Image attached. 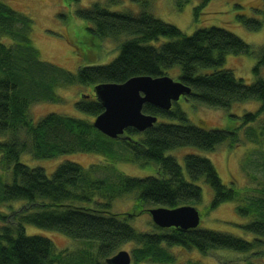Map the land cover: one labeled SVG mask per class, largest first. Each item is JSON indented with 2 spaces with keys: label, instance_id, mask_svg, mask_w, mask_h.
<instances>
[{
  "label": "trees",
  "instance_id": "1",
  "mask_svg": "<svg viewBox=\"0 0 264 264\" xmlns=\"http://www.w3.org/2000/svg\"><path fill=\"white\" fill-rule=\"evenodd\" d=\"M200 1L204 5L210 0ZM188 2L177 0L176 6L181 8ZM147 10L146 2L138 13L111 11L103 2L77 10V17L90 26L92 37L101 40L123 37L125 40L118 55L108 64L86 65L72 73L40 60L31 41L32 19L0 2V137H9L7 141H0V170L11 174L10 183L0 176V203L22 201L31 205L28 211L20 213L14 226L0 228V264H62L61 255L54 253L50 240L25 235L26 225L95 243L96 255L101 261L93 264H107L105 260L128 243L135 246L131 251L133 264H177L171 252L173 248L193 249L200 254L214 250L249 253L262 245L264 210L256 208L264 209V200L255 201V209L250 205L239 206L243 193L222 184L210 160L187 154L180 165L175 158L166 155L184 147L212 152L225 142L233 147L238 142V128L207 129L202 124L197 127L190 124L177 105L165 111L144 104L143 114L157 120L164 118L170 123L156 121L142 133L128 128L122 136L110 139L92 125L103 111L94 94L84 95L75 103L76 110L93 121L51 113L34 122L29 115L33 103L61 102L56 92L64 86L94 88L105 83L122 84L133 77L166 76L165 72L175 67L179 69L177 80L190 89L186 100L225 111L234 104L258 102V111L243 114L240 125L252 124L264 114V79L259 75L264 67V44L256 54L239 37L218 27L196 30L187 36L175 26L154 18ZM254 12L262 20L244 15L237 16V20L247 30L257 32L264 21V0L261 9ZM159 38L167 41L151 44ZM252 54H256L257 60L253 68L255 80L251 84L236 79L229 70L220 69L227 55ZM116 144L131 155V162L154 164L157 175L145 178L119 175L112 182L96 178L94 173L98 168L84 169L65 161L48 176L42 168H31L19 161L23 153L37 160L74 153H97L112 159L115 153L111 148ZM259 157L261 161L254 163L253 176L258 174L259 168L264 171V151H259ZM199 182L212 191L211 209L238 201L239 215H249L248 218L254 216L252 213L258 215V219L250 218L249 223L241 226L243 232L253 235L250 242L197 228L181 230L156 226V231L143 233L127 221L135 215L132 210L139 214L146 208L194 207L202 197ZM129 193H135L131 212L110 213L106 200Z\"/></svg>",
  "mask_w": 264,
  "mask_h": 264
},
{
  "label": "rangeland",
  "instance_id": "2",
  "mask_svg": "<svg viewBox=\"0 0 264 264\" xmlns=\"http://www.w3.org/2000/svg\"><path fill=\"white\" fill-rule=\"evenodd\" d=\"M109 1L115 3H110ZM11 9L32 19L31 41L38 51L42 61L52 63L69 72H76L79 67L86 65H105L111 62L119 53V47L125 40L119 37L113 39H98L92 37L85 21L80 20L76 11L88 8L94 2H103L111 11H130L138 13L141 5L147 3V12L160 21L175 26L183 34L190 36L200 29L218 27L250 45L257 54L264 44V21L257 32L249 31L237 20V16L244 15L248 18L262 20L254 10L261 9L263 0H210L202 5L200 0H189L181 8H178L177 0H0ZM141 2V3H140ZM167 39L159 38L152 45L165 43ZM91 42V44H89ZM252 55H227L223 66L233 73L236 79L251 84L255 80L253 68L257 56ZM165 75L177 81L179 69L172 68ZM264 79V67L259 71ZM93 86H64L57 90V96L61 102L33 103L29 107V115L37 122L47 114H57L71 118L93 121L91 117L80 113L75 108V103L84 95L93 96ZM179 108L186 114L190 124L200 127L205 125L207 129H235L238 128V142L230 147L228 142L220 144L212 152L201 151L192 147L178 148L167 152L182 165L183 158L187 154H196L212 162L216 172L226 187L233 188L236 193L242 194V207L256 206L254 202L264 200V171L258 170L253 176L254 163L261 161L259 151H264V114L258 116L256 121L249 125H240V118L245 113H255L259 109V103L249 101L234 104L228 111L204 107L192 100L180 98L177 103H172V108ZM158 123H170L167 119L159 118ZM8 136L0 137V141H7ZM113 149V150H112ZM115 156L112 159L97 153H74L62 155L48 160H37L30 154L23 153L19 161L28 167L42 168L50 176L54 169L61 163L73 162L84 169L98 168L95 177L107 178L112 182L119 175L132 178H145L157 175V168L152 163L131 162L129 153L119 144L111 148ZM250 162V164H249ZM0 176L5 182L10 183V172L1 171ZM111 186L113 183L110 184ZM198 185L202 190L201 201L194 205L199 214L197 229L210 230L232 235L250 242L254 237L242 231L241 226L251 220L258 219L256 213L253 217L241 216L236 211L235 202H225L211 209V189L202 182ZM110 204L109 212L113 214L130 213L135 204V193L122 194L118 197L106 200ZM31 205L28 202L13 201L0 203V228L14 226L22 211H28ZM147 207V206H146ZM146 208L145 211L132 215L127 221L138 232H154L155 225L151 221ZM256 210H264L257 207ZM26 236H40L47 238L53 244L54 253L61 255L62 264H93L101 261L96 255V244L66 237L56 231L40 229L31 225L24 227ZM135 248L132 243L124 244L118 251H126L131 256ZM116 251V253L118 252ZM177 264H264V240L262 245L255 247L249 253H236L228 250H214L206 254H200L193 249L173 248ZM130 264H133L132 256ZM148 264V263H141Z\"/></svg>",
  "mask_w": 264,
  "mask_h": 264
},
{
  "label": "water",
  "instance_id": "3",
  "mask_svg": "<svg viewBox=\"0 0 264 264\" xmlns=\"http://www.w3.org/2000/svg\"><path fill=\"white\" fill-rule=\"evenodd\" d=\"M93 94L103 111L95 117L93 127L110 139L122 136L126 129L139 133L153 127L157 118L142 113L144 104L168 111L172 103L186 98L190 89L167 76L133 77L122 84L105 83L94 86ZM151 221L159 228L195 229L199 224L197 210L189 205L174 209L163 207L148 210ZM130 255L118 251L105 260L107 264H130Z\"/></svg>",
  "mask_w": 264,
  "mask_h": 264
}]
</instances>
